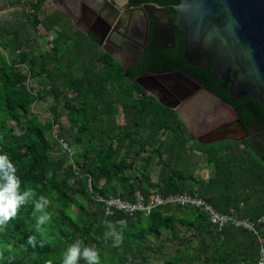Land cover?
<instances>
[{"label":"trees","instance_id":"trees-1","mask_svg":"<svg viewBox=\"0 0 264 264\" xmlns=\"http://www.w3.org/2000/svg\"><path fill=\"white\" fill-rule=\"evenodd\" d=\"M45 1L27 0L0 18V151L15 163L21 190L49 199L51 221L37 230L33 204L22 205L0 226V264H61L77 239L98 251L101 264H257L252 233L233 227L218 232L196 207L105 215L99 198L196 193L220 212L234 208L258 219L264 214V162L242 142L199 140L181 108L193 109L196 121L206 120L200 132L236 117L264 130L263 105L254 98L230 99L210 70L185 64L181 32L170 47L149 42L142 58L124 68L61 11L44 13ZM40 26L54 33L48 48H40ZM9 47L16 51L11 61L3 53ZM172 70L203 84L176 109L135 80L146 71ZM47 98L52 102L44 114L36 111L34 105ZM204 100L230 116L202 111ZM201 163L207 178L196 174ZM109 224L122 233L118 246L105 235ZM240 234L248 237L245 247L228 243Z\"/></svg>","mask_w":264,"mask_h":264},{"label":"water","instance_id":"water-1","mask_svg":"<svg viewBox=\"0 0 264 264\" xmlns=\"http://www.w3.org/2000/svg\"><path fill=\"white\" fill-rule=\"evenodd\" d=\"M24 1L0 0V10L20 8ZM57 7L66 15L62 8ZM174 9V25L181 31L184 42V63L210 70L224 87L229 84L230 99L254 98L264 107V0H179ZM147 76L154 79L176 77L188 85L176 105H166L173 109L203 87L180 70L149 72ZM135 80L141 85L138 76ZM230 126L239 129L244 136L227 138L242 142L264 162V130L250 135L238 117L223 127ZM252 138L258 139L256 146L260 152L250 144Z\"/></svg>","mask_w":264,"mask_h":264},{"label":"flooded vegetation","instance_id":"flooded-vegetation-1","mask_svg":"<svg viewBox=\"0 0 264 264\" xmlns=\"http://www.w3.org/2000/svg\"><path fill=\"white\" fill-rule=\"evenodd\" d=\"M46 1L53 6V10H59L57 6L62 8L66 15L61 12L76 30L83 32L99 50L111 52L124 68L132 66L142 58L149 42L157 41L170 47L174 38L181 32L174 25V6L178 3L176 0ZM113 55L111 56L114 58ZM146 72L138 75L140 82L156 90L165 103L176 105L178 99L186 93L188 85L180 79H154L147 76L148 74L145 75ZM228 86L229 84L223 87L228 90ZM229 122L212 125L209 130L201 132L200 139L212 133H231L238 138L243 137V133L236 127H223ZM258 126V123L247 126L250 135L262 131ZM257 141L258 139L252 138L250 144L260 152L256 146Z\"/></svg>","mask_w":264,"mask_h":264},{"label":"clouds","instance_id":"clouds-1","mask_svg":"<svg viewBox=\"0 0 264 264\" xmlns=\"http://www.w3.org/2000/svg\"><path fill=\"white\" fill-rule=\"evenodd\" d=\"M21 183L20 177L16 175L15 163L10 159L9 154L0 151V226L12 220L22 205L32 203L36 228L40 230L43 225L51 221V213L47 211L50 201L44 195L36 199L31 188L25 187L21 190ZM118 223L124 226L126 221L122 219ZM105 235L112 239L113 246H118L122 242V233L111 224ZM29 242L34 244L35 237H30ZM81 261L83 264H101L98 251L93 247L84 246L83 241L77 239L67 246L61 264H81ZM47 264H53L52 260H48Z\"/></svg>","mask_w":264,"mask_h":264},{"label":"built area","instance_id":"built-area-1","mask_svg":"<svg viewBox=\"0 0 264 264\" xmlns=\"http://www.w3.org/2000/svg\"><path fill=\"white\" fill-rule=\"evenodd\" d=\"M59 142L64 149H67L65 142L61 140ZM99 201L103 202L105 215H112L114 212H120L128 216H133L137 213L149 215L152 210L160 206L196 207L206 215L207 223L218 232L227 227H233L252 233L258 242L257 264H264V233L260 228V226L264 225V214L258 219L252 220L248 217L240 216L234 208H230L225 213L220 212L196 193L162 195L157 191H153L149 195L143 196L140 192H136L133 201H128L118 196L111 198L100 197Z\"/></svg>","mask_w":264,"mask_h":264},{"label":"rangeland","instance_id":"rangeland-1","mask_svg":"<svg viewBox=\"0 0 264 264\" xmlns=\"http://www.w3.org/2000/svg\"><path fill=\"white\" fill-rule=\"evenodd\" d=\"M52 10H53V6L50 3L47 4V5L44 4V13H49ZM7 15H8L7 11L3 12V11L0 10V18H5V17H7ZM39 30H40V33L43 34V36L38 40L40 48L41 47L48 48L50 46L49 43H48V40L51 39V37H52V35L54 33L53 32L45 33V31L43 30V28H41V26L39 27ZM3 53L6 55L7 59L9 61H11L15 57L16 51L13 48L9 47L8 49L3 50ZM139 82H140V80H139ZM140 84L142 85L143 89L146 92L152 93L161 103H163L165 105H168V106H173L174 105V104L165 103L156 90L148 87L147 85H144L142 82H140ZM51 102H52V100L50 98L49 99L47 98L45 101L44 100L40 101L39 103L34 105L35 110L36 111H40V112L43 113L46 109L49 108V106L51 105ZM200 104L203 105V106H206V107H201L200 108L202 111H203V109L207 111L208 108H211V111L215 110L213 108V102L212 101L204 100ZM182 111H184V112H182ZM181 112L184 113L185 118L187 120V123L190 126V130L192 131L193 128L195 129V131H192L194 136L200 138V134L199 133H201L200 131H201L202 127H204L207 124V122H205L206 120L204 118H202V117H200V119L198 121L194 120L195 115L193 114V112H195V111L193 109L188 110V108H183V109L181 108ZM215 112L221 114L224 117H229L230 116L229 112L225 111L222 108H218L217 110H215ZM63 120L64 119L62 118V121ZM191 122H193L194 125L193 124L191 125ZM11 125H14V123H11ZM225 137L236 138V135L231 134V133H227V134L226 133H212L210 136H206V137H204V138H202L200 140H203L204 142H208V143L209 142L214 143L216 141L217 142L224 141L226 139ZM156 175H157V169H153V178H155Z\"/></svg>","mask_w":264,"mask_h":264},{"label":"crops","instance_id":"crops-1","mask_svg":"<svg viewBox=\"0 0 264 264\" xmlns=\"http://www.w3.org/2000/svg\"><path fill=\"white\" fill-rule=\"evenodd\" d=\"M24 2H26V0H25ZM24 2L22 3V5L24 4ZM0 4H2V3H0ZM45 4L47 5L48 2L45 1ZM10 10H11V9H6V10H1V11H3V12L7 11V12H9ZM178 107H179V106H178ZM178 107H177V108H178ZM225 138H227V137H225ZM240 147H243V144H240ZM247 147H248V146H247ZM249 150H250V149H249ZM250 151H252V150H250ZM204 166H205L204 163L199 164V166H198L197 169H196V174H200L203 178H207L208 173H209V170L206 169ZM247 240H248V237H247V236H245V235H243V234H240V235H238V238H237V239H233V238H231V239L228 241V243H230V244H237V242H238V245L241 246V247L243 248V247H245V246L247 245Z\"/></svg>","mask_w":264,"mask_h":264}]
</instances>
